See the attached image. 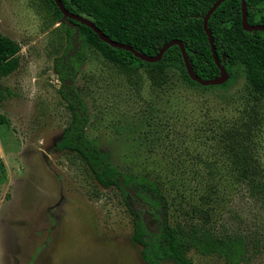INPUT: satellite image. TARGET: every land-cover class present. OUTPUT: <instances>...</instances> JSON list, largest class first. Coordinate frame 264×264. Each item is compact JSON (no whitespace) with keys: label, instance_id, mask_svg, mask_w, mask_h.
I'll use <instances>...</instances> for the list:
<instances>
[{"label":"rangeland","instance_id":"obj_1","mask_svg":"<svg viewBox=\"0 0 264 264\" xmlns=\"http://www.w3.org/2000/svg\"><path fill=\"white\" fill-rule=\"evenodd\" d=\"M60 24L45 0H0V30L22 48L18 70L0 80L7 120L0 124V264H147L119 190L103 188L76 155L55 149L70 120L54 70L67 45ZM75 88L88 105V139L121 172L159 182L179 206L172 210L178 221L201 206L212 183L219 190L216 229L245 240L250 257L240 264H264V90L250 97L249 110L230 106L174 70L120 67L92 48ZM244 91L243 81L231 94ZM237 117L252 121L245 137L253 141L243 147L262 171L255 184L241 178L243 161L238 173L230 171L234 165L221 154L228 141L217 144ZM207 159L218 162L215 180ZM190 257L193 264H228L217 255Z\"/></svg>","mask_w":264,"mask_h":264},{"label":"trees","instance_id":"obj_2","mask_svg":"<svg viewBox=\"0 0 264 264\" xmlns=\"http://www.w3.org/2000/svg\"><path fill=\"white\" fill-rule=\"evenodd\" d=\"M45 1L56 20L61 22L60 27L67 41L62 55L54 60V70L61 83L59 95L66 103L70 120L55 149L76 155L103 188L119 190L133 216L132 242L141 248V256L147 264H193L190 257L192 252L201 256L217 255L228 264L248 262L250 254L245 240L238 234L217 230L213 223V217L218 212L217 206L220 207L217 201L218 188L211 183L209 191L201 197V206L185 212L184 221L176 220L172 210L179 206H174L159 182L145 175L121 172L112 163L110 154L101 151L88 139V105L75 88L87 53L92 48L107 61L120 67L174 70L184 83L204 91H218L222 102L235 107L236 104L245 103L249 110L254 95L264 90V31L249 32L243 28L242 0H225L208 21L218 58L229 73V80L218 86H202L190 78L179 45L170 47L161 61L148 63L132 51L106 43L86 24L65 17L55 0ZM61 1L69 13L87 19L112 41L132 47L147 57H157L166 44L178 40L184 45L196 76L202 80L221 77V69L215 62L211 42L204 28L207 13L218 0ZM246 4L249 25L264 27V0H246ZM21 49L17 41L3 35L0 30V80L18 70ZM243 81L244 93L233 96L231 91ZM240 109L238 107L237 111ZM239 118L228 123L218 133L217 144L221 149V145L227 141L231 143L229 146L227 142L229 148L221 151L234 165L230 171L238 173L240 165L236 164L243 161L248 167L240 172L241 178L255 184V179L262 176V171L255 164L257 159L253 153L243 147L244 143L253 141L252 135L245 137V131L252 121L249 118L240 122ZM4 123L7 120L0 115V124ZM241 133H244L242 137ZM208 160L203 162L205 166L215 165V174L214 169H209L212 180H215L219 173L218 162L215 160V163H211ZM131 204L137 206V210L131 208ZM136 204L142 207L141 211Z\"/></svg>","mask_w":264,"mask_h":264},{"label":"water","instance_id":"obj_3","mask_svg":"<svg viewBox=\"0 0 264 264\" xmlns=\"http://www.w3.org/2000/svg\"><path fill=\"white\" fill-rule=\"evenodd\" d=\"M225 0H218L213 6L212 8L209 10V12L207 13V16L205 18V22H204V28H205V32L206 34L208 35L209 39H210V42H211V46H212V51H213V56H214V59H215V62L217 64V66L221 69V77L219 79H216V80H202L200 79L198 76H196L192 70V67L190 65V62H189V58H188V55H187V52H186V49L184 47V45L182 44V42L178 41V40H174L172 42H169L168 44H166L163 49L161 50V52L159 53V55L155 58H152V57H147L141 53H139L138 51H136L134 48L132 47H129V46H126V45H123V44H119L117 42H114L112 41L110 38H108L105 34H103L93 23H91L90 21H88L87 19L79 16V15H74V14H71L69 13L64 4L62 3L61 0H55L56 4L58 5V7L60 8V10L62 11V13L65 15V17H68V18H71V19H74V20H77V21H80L84 24H86L87 26H89L90 28H92L97 34H99L100 38L102 40H104L106 43L110 44L111 46L113 47H116V48H121V49H127L129 51H132L138 58L148 62V63H157L159 61L162 60L165 52L172 46H175V45H179L181 47V50H182V54H183V57H184V61H185V64H186V67H187V71H188V74L190 76V78L198 83H200L202 86H218V85H221V84H224L226 83L228 80H229V73L227 72V70L223 67V65L221 64L219 58H218V55H217V52H216V49H215V45H214V40L212 38V35L209 31V28H208V21L210 19V17L212 16V14L217 10V8L224 2ZM242 5H243V28L246 30V31H264V27L263 26H251L249 25L248 23V16H247V4H246V0H242ZM164 264H175V263H172V262H167V263H164Z\"/></svg>","mask_w":264,"mask_h":264}]
</instances>
